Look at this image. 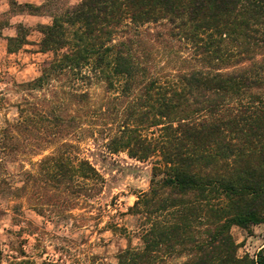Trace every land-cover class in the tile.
Masks as SVG:
<instances>
[{"label": "trees", "instance_id": "16d2710c", "mask_svg": "<svg viewBox=\"0 0 264 264\" xmlns=\"http://www.w3.org/2000/svg\"><path fill=\"white\" fill-rule=\"evenodd\" d=\"M19 5L37 15L48 8L51 18L37 28L40 50L53 58L26 87L41 91L69 75L103 82L125 102L109 152L155 159L150 188L130 207L141 219L140 244L121 250L112 264H173L179 255L186 256L179 264H264V246L240 257L231 231L264 223V0ZM163 22L189 51L167 53L161 66L144 28ZM2 28L0 22V36ZM28 35L19 24L8 51L28 44ZM29 104L18 105L21 120L47 115ZM69 117L57 114L56 123ZM47 161L66 178L74 172L75 197L89 200L104 182L87 158L75 163L52 154Z\"/></svg>", "mask_w": 264, "mask_h": 264}, {"label": "rangeland", "instance_id": "374dc122", "mask_svg": "<svg viewBox=\"0 0 264 264\" xmlns=\"http://www.w3.org/2000/svg\"><path fill=\"white\" fill-rule=\"evenodd\" d=\"M11 1L0 0V264L116 263L121 250L140 244L141 219L130 207L150 188L155 159L140 161L127 150L109 152L105 145L125 102L103 82L69 75L41 91L26 87L53 58V53L40 50L43 35L37 28L51 18L48 8L37 15L31 13L34 8L19 5L30 1L16 0L13 7ZM62 1L75 5L81 0ZM19 24L29 31V43L9 52L7 38L16 35ZM170 26L163 22L144 28L161 66L167 53L189 51L170 36ZM64 96L69 99L63 101ZM30 101L47 115L21 120L18 105L30 106ZM60 113L72 117L58 124L55 116ZM52 154L75 163L91 160L104 178L100 190L89 200L75 197L79 186L74 172L70 181L55 161L43 162ZM231 231L240 257H254L264 246V223L234 225ZM184 260L179 255L170 262Z\"/></svg>", "mask_w": 264, "mask_h": 264}, {"label": "crops", "instance_id": "0c3cea01", "mask_svg": "<svg viewBox=\"0 0 264 264\" xmlns=\"http://www.w3.org/2000/svg\"><path fill=\"white\" fill-rule=\"evenodd\" d=\"M27 1H30L28 3H32V4H36V5H41L43 3L42 0H27Z\"/></svg>", "mask_w": 264, "mask_h": 264}]
</instances>
